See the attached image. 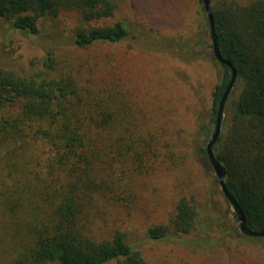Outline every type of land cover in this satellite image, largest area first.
Instances as JSON below:
<instances>
[{
    "label": "trees",
    "instance_id": "trees-1",
    "mask_svg": "<svg viewBox=\"0 0 264 264\" xmlns=\"http://www.w3.org/2000/svg\"><path fill=\"white\" fill-rule=\"evenodd\" d=\"M116 7L117 0H0V18L35 34L45 17L75 11L80 23L72 42L85 48L130 34L121 20L91 24ZM210 7L220 54L241 85L212 149L248 227L264 231V0H210ZM194 23L190 35L153 44L187 63L220 66L205 120L196 128L195 152L210 164L205 145L231 69L205 40L210 28L202 0ZM57 64L48 49L42 67L27 74L0 65V264H146L127 231L106 226L103 214L109 206L128 205L130 175L151 168L163 141L112 94ZM197 222L195 200L182 196L169 224L149 227L147 235L181 239Z\"/></svg>",
    "mask_w": 264,
    "mask_h": 264
},
{
    "label": "rangeland",
    "instance_id": "rangeland-1",
    "mask_svg": "<svg viewBox=\"0 0 264 264\" xmlns=\"http://www.w3.org/2000/svg\"><path fill=\"white\" fill-rule=\"evenodd\" d=\"M196 12L197 0H117L111 17L91 24L121 20L130 34L117 43L85 48L72 42L73 29L80 23L75 11L45 17L35 34L0 18V65L27 74L42 67L51 49L59 70L112 94L135 122L161 137L159 157L151 168L130 175L128 205L109 206L103 214L106 226L127 231L146 264H264V242L241 233L213 168L195 152L197 123L205 120L220 66L187 63L153 44L190 35ZM240 86L238 81L232 87L222 121L230 116L231 99ZM182 196L196 202L197 229L181 239L148 237L149 227L169 224L175 202Z\"/></svg>",
    "mask_w": 264,
    "mask_h": 264
},
{
    "label": "water",
    "instance_id": "water-1",
    "mask_svg": "<svg viewBox=\"0 0 264 264\" xmlns=\"http://www.w3.org/2000/svg\"><path fill=\"white\" fill-rule=\"evenodd\" d=\"M203 2V8L205 10V13L207 15V19L209 22V28H210V39L212 42V52L213 56L220 62L231 69V77L219 99L216 112H215V119H214V126H213V131L211 134L210 139L205 145L206 153L208 156V159L210 161L211 167L214 170L215 176L217 183L220 186V189L226 198V200L229 202L231 205L235 215L236 219L238 222V228L241 231L242 234L249 235V236H259L264 238V231H256L252 230L248 227L247 222H246V216L243 211V209L240 207L236 199L231 195V193L228 191L226 184L224 182V177H225V168L224 166L217 160L216 156L214 155L212 146L215 143V141L218 138V135L221 130V125H222V119H223V114H224V108L226 101L228 99V96L232 90V87L234 86L236 77H237V72L235 67L232 65V63L228 60L222 57L220 54V49L218 46V42L216 39V33L214 29V21H213V16H212V11L210 7V0H202Z\"/></svg>",
    "mask_w": 264,
    "mask_h": 264
}]
</instances>
